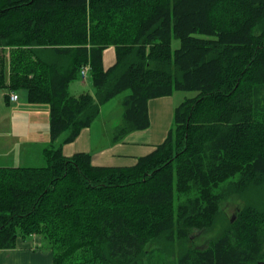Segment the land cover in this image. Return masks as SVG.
Here are the masks:
<instances>
[{"label":"trees","instance_id":"16d2710c","mask_svg":"<svg viewBox=\"0 0 264 264\" xmlns=\"http://www.w3.org/2000/svg\"><path fill=\"white\" fill-rule=\"evenodd\" d=\"M0 89L48 105L50 133L44 166L0 167V256L39 237L51 264H264V0H0ZM175 90L196 95L135 165L63 154L116 95L119 141Z\"/></svg>","mask_w":264,"mask_h":264},{"label":"rangeland","instance_id":"374dc122","mask_svg":"<svg viewBox=\"0 0 264 264\" xmlns=\"http://www.w3.org/2000/svg\"><path fill=\"white\" fill-rule=\"evenodd\" d=\"M173 49L178 47V41L173 40ZM80 78L75 79L69 85V91L73 95H77L76 91L88 92L92 96L95 90L91 83L89 73L86 74L85 82L80 86ZM18 101L14 104L9 102L5 97L9 95L7 90L0 89V167H41L45 165L42 156V150L50 142L49 133V107L46 104H31L27 100V93L24 90L15 91ZM127 92L118 94L108 102L103 104L100 114L91 125V133L99 138L96 144L102 145L110 142L115 135L118 134L117 126L122 121V100ZM264 94V92H263ZM196 95L194 91L175 90L172 93L174 105L187 98ZM8 97V96H7ZM104 136L102 137V135ZM96 141V140H95ZM242 203L238 198L229 199L223 204V210L227 217L233 215L236 207ZM217 226L208 235L195 234L198 245H203L207 238H210L218 232ZM35 245H32L34 247ZM37 248L50 259L52 250L50 245L42 240L41 244H37ZM11 256L6 254L5 258ZM13 259V257H10ZM25 264H41L34 258L26 257ZM20 260H17L19 264ZM12 261V260H11ZM51 262V259H50ZM48 264V263H43Z\"/></svg>","mask_w":264,"mask_h":264},{"label":"crops","instance_id":"0c3cea01","mask_svg":"<svg viewBox=\"0 0 264 264\" xmlns=\"http://www.w3.org/2000/svg\"><path fill=\"white\" fill-rule=\"evenodd\" d=\"M102 60L104 69L114 64L115 52L113 47H109L103 51ZM80 82L81 84H79L80 86L78 88H82V83L85 82V79L80 78ZM80 91H76L78 92L76 94L79 95L82 93ZM11 103L14 104L15 102ZM174 107L172 96L150 99L147 104L149 124L145 129L131 131L119 141L112 139L110 142L99 146V144H96L99 138L92 135L90 126L89 128L83 129L75 141L63 146V154L70 157L76 153H89L92 164L95 166H133L136 164L138 158L150 154L156 146L165 140L172 124ZM41 242L42 239L39 237H31L25 241H21L17 248L1 253V263L18 264L17 260L22 258L19 264H25L27 257L34 258L36 262L41 264H51V256L49 255L50 259L48 261L45 254L37 248V244L39 243L40 245ZM32 245L35 246L32 247ZM6 254H10L11 256L5 258ZM10 257H13V259Z\"/></svg>","mask_w":264,"mask_h":264},{"label":"built area","instance_id":"2783aa9c","mask_svg":"<svg viewBox=\"0 0 264 264\" xmlns=\"http://www.w3.org/2000/svg\"><path fill=\"white\" fill-rule=\"evenodd\" d=\"M87 73H88V66L86 65V66H84V67L81 68V70H80V77L82 79H85ZM17 99H18V97H17V95H16L15 92H11L9 94V101L10 102H16Z\"/></svg>","mask_w":264,"mask_h":264}]
</instances>
